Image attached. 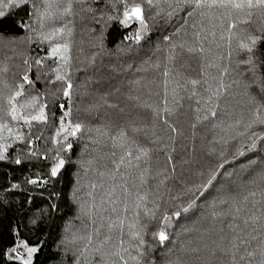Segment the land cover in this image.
I'll use <instances>...</instances> for the list:
<instances>
[{
  "label": "trees",
  "instance_id": "1",
  "mask_svg": "<svg viewBox=\"0 0 264 264\" xmlns=\"http://www.w3.org/2000/svg\"><path fill=\"white\" fill-rule=\"evenodd\" d=\"M34 2L43 10L44 0ZM114 2L52 0L54 19L45 21V31L54 27L72 30L71 35L66 37L70 41L71 57L66 70L73 84L70 119L84 126L77 137L68 138L73 147L61 152L66 163L56 177L50 176V168L61 144H53L52 137L56 135L68 100L62 95V83H46L53 75L51 70L56 67L55 58L46 59L38 71L35 58L46 56L48 42L38 43L33 33V43L29 44L17 38L27 33L15 30L0 39V108L5 106L3 97L9 89L21 82L28 67L23 61L28 59L32 65L28 75L34 85L25 86V95H36L39 103L47 104L48 116L46 123L33 122L30 135L29 129L22 127L23 122H20V130L33 140L36 157L22 159L19 165L12 163L18 150L21 155L26 152V146L17 143L9 149V160L0 161V264H9L3 254L14 244L17 232L21 239L40 245L34 255V264H64L62 241L71 240L74 234L77 237L91 234L93 246L108 237L104 251L119 248L121 239L125 241L123 247H128V226L136 222L137 212L140 220L148 223L144 207L151 209L153 202L159 204L158 219L150 224V231L157 229L163 213L170 212L176 203H186L191 198L188 190L195 191V186L204 183L224 159L232 160L235 149L246 141L248 135L253 131L264 132L261 125L245 127L254 119L256 103H264V97L257 86L245 87L251 84L253 77L247 66L240 63L245 54L238 48L239 40L255 32L264 22L253 17L250 24H238L234 30L236 36L229 44L226 31L223 32L225 38L220 39L223 29L216 19L202 18L198 13L187 17L186 12H180L165 22L163 11L168 10L170 0H153L151 6L147 0H136L142 3L149 25L147 37L137 45L123 40L125 35L134 31L135 26L125 29L117 21L105 23L108 14L122 13L119 4L118 12L112 11L111 4ZM68 3L72 4V15L62 16L60 13ZM88 8L97 11L89 12ZM158 8L163 10L161 16L153 20ZM29 10L27 7L20 8L16 11V18L28 20L26 12ZM185 18L187 24L184 23ZM194 21L196 28L192 27ZM33 27L39 30L38 23ZM102 27L103 50L98 40ZM201 28V39L197 41L194 33ZM212 32H215L214 36ZM164 36L170 39L165 41ZM55 42L63 43L64 39L57 38ZM172 44L176 45L174 51ZM181 44H202L205 50L203 53H189L186 47H180ZM165 70L169 73L167 77L164 76ZM259 74L264 75V68ZM192 80L198 83L193 85ZM221 83L223 89L220 88ZM250 95H255V103ZM60 104H64V109H60ZM164 107L172 109L170 115L165 114L167 124L152 112L153 108L159 111ZM212 109L216 112L215 116L211 115ZM129 124L141 131L133 133ZM169 125L176 128L175 133ZM106 127L112 134L121 127L125 128L137 142L130 145L133 156L137 154L138 146L147 149L148 155L141 157L139 162L133 159L131 166L125 157V163L119 171H115L113 161L119 162L123 150L113 149L107 139H101L100 143L92 142L99 138L96 130ZM57 139L63 143V134ZM113 152L115 155H112ZM248 157L259 160L264 157V151L258 147L256 152L248 153ZM240 160L246 162V158ZM226 172L233 175L228 177ZM242 177L247 178V174H238L235 162L225 164L219 170L214 187L197 201L202 207L179 223L174 220V227L168 231L176 244L173 246L166 242V248L157 247V264L175 261L180 242L196 235L178 236L177 233L182 231L183 226H193V221L201 217L206 210L203 206L217 195L221 184H239ZM256 179L258 184V177ZM28 180L38 182L29 184ZM162 180L163 184L160 183ZM13 184L18 187L12 188ZM93 184L95 188H92ZM256 187L246 185L253 190ZM238 192L239 196L247 194L245 188H240ZM196 195L199 196V193ZM139 196H146V200L139 201ZM137 203L141 205L139 209L136 208ZM120 219L124 221L123 235L118 226L111 231L108 229L110 222L118 224ZM146 239L156 244L150 236ZM84 243L77 240L69 247H82ZM167 248H172V252H168ZM105 259L110 261L113 257ZM90 260L91 264H104L99 253L91 256ZM71 262L69 253L67 264ZM81 264H84L83 258Z\"/></svg>",
  "mask_w": 264,
  "mask_h": 264
},
{
  "label": "snow or ice",
  "instance_id": "2",
  "mask_svg": "<svg viewBox=\"0 0 264 264\" xmlns=\"http://www.w3.org/2000/svg\"><path fill=\"white\" fill-rule=\"evenodd\" d=\"M97 2H100V0H97ZM147 3L151 6L153 0H147ZM117 4L122 6V13L118 15L108 14L105 23L117 21L125 29L135 26L134 31L125 35L123 40L131 41L137 45L140 44L149 32V25L144 15L142 3L136 2V0H115L111 4L113 12H118ZM22 7L30 9L26 12L29 17L28 20L16 18V11ZM53 7L52 0H44L43 10L34 0H0V39L9 36L15 30L27 33L24 37L17 38L25 40L29 44L33 43V33L38 38V43L48 42L49 47L46 56L35 58L34 63L38 71L44 66L46 59L55 58L56 67L51 70L53 75L46 83H62V95L68 100V107L60 116L56 135L52 137L53 144H61V147L56 151L54 163L50 168V176L56 177L66 163L61 152L69 151L73 147L72 143H68V138L77 137V134L82 131L84 126L79 122L73 123L70 119L72 114L73 84L68 78L66 70L71 63L69 54L70 41L66 37L71 35L72 30L65 27H54L47 31L44 30L45 21L54 19ZM167 8V11L158 8L152 19L156 20L160 17L162 11L165 22L171 20L173 16L178 15L180 12H186L187 17H193L197 13L202 18L208 16L209 19L219 21V25L223 29L220 39L223 40L225 38L223 32L226 31L229 44H231L233 37L236 36L234 30L238 24H250L253 21V17L264 22V0H170L167 3ZM87 10L89 12L97 11V9L93 8H88ZM214 10L221 11L217 12ZM60 14L62 16L72 15V4L68 3L67 6L63 7ZM103 16L104 13L101 11V19H103ZM187 22L188 20L185 18L184 23L187 24ZM36 23L39 24V30L33 27ZM192 27H197L195 21ZM215 27L216 25L214 24L213 28ZM179 31L180 29L178 28L177 32ZM201 31H203L202 28L194 33L197 41L201 39ZM211 34L214 36L215 32ZM57 38H63L64 42H55ZM163 39L168 41L170 37L164 36ZM98 40L99 46L103 50V27ZM180 47H186L189 53H203L205 50L202 44H181ZM171 48L174 51L176 45L172 44ZM238 48L245 54V58L240 63L247 66V71L253 77L251 84L245 85V87L250 89L253 85L257 86L261 96L264 97V75L259 74L260 69L264 68V23L256 28L255 32H250L243 36L239 40ZM229 55H231V52ZM94 58L95 54L93 60ZM23 63L28 67L21 77V82L17 83L14 88L9 89L7 95L3 97L5 106L0 108V161L9 160V149L15 144H24L26 152L21 155L18 150L15 157L12 158V163L17 165L22 163V159L37 156V150L33 147V140L27 138L26 134L20 130V122H23L22 127L29 129L28 135H30L33 122L46 123L48 120L46 114L47 104L39 103V97L36 95H25V86H33L34 81L28 75L32 68L29 60L24 59ZM168 75V71L165 70L164 76L167 77ZM39 79L40 76L37 75V80ZM191 83L196 85L198 81L192 80ZM4 87L7 88L8 85L5 84ZM223 87L221 83L220 88L223 89ZM215 94L213 93V95ZM250 99L254 103L256 102L255 95H250ZM59 107L64 109L65 106L60 104ZM109 107L115 106L109 105ZM262 109H264V103H256L254 119L245 126L246 129L252 128L254 124L264 126ZM152 112L154 116H159L167 124L168 120L165 114L170 115L172 109L164 107L158 111L153 108ZM211 115H216L214 109L211 110ZM66 118H68L67 122ZM204 118L207 119V117ZM169 127L173 133L176 132L175 127L172 125H169ZM129 128H131L133 133L141 131L140 128L132 124H129ZM96 131L99 138L94 139L93 143H100L101 139H107L111 142L113 149L119 148L123 150V156H121L119 162L113 161L115 171H119L120 166L125 163V157L128 158L127 163L131 166L133 159L139 162L141 157L148 155L147 149L138 146L136 149L137 154L133 156L130 145L137 142L129 136L128 131L123 127L119 128L115 134L110 133L107 127ZM61 134H63V143L57 139ZM258 147L261 151H264V132L257 133L253 131L247 136L246 141L241 142L235 149L232 160L224 159L214 171L210 172L204 183L195 186V191H192V189L188 190L191 192V198L186 203H176L170 212L166 211L163 213L162 218L159 219V227L157 229L150 231V224L158 219L157 210L159 209V204L153 202L151 209L144 207V217L148 223L142 222L140 214L137 212L136 222L130 223L128 226L130 239L128 247H123L125 241L121 239L119 248L110 252L104 251V244L107 243L109 238L105 237L104 241L93 246L91 234L79 237L74 234L71 240L62 241L64 264H67L69 253L72 256L71 264H81L82 258L84 264H91L90 257L97 253L100 254L104 264H157L155 259L157 247L166 248V242L173 246L176 244V240L172 238L168 231L174 227V220L179 223L182 218L187 219L189 214H194V210L200 209L202 206L198 205L197 201L210 188L214 187V181L217 180L219 170L223 169L225 164H232L233 162L238 165V174L246 173L247 178L242 177L239 184L229 182L221 184L217 188V195L203 206L206 210L202 212L201 217L193 221V226H183L182 231L177 233L178 236L190 233H196V235L182 240L176 250L179 255L175 261L168 260L166 264H264V157H260L259 160L248 157V153L256 152ZM112 155H115V152ZM240 158H246V162H241ZM169 160H171V157H169ZM232 175L233 173L226 172V176L231 177ZM256 177L259 179L258 184ZM37 182V180H28L29 184ZM160 183L163 184L164 181L162 180ZM247 184L256 185V190L246 188ZM16 187L18 185H12V188ZM95 187L96 185L93 184L92 188ZM240 188H245L247 194L239 196L238 190ZM125 192H127V189H125ZM197 192L199 196L196 195ZM173 199L176 200L177 198L173 197ZM138 200L144 201L146 196H139ZM113 203L115 202L113 201ZM52 207L55 208V205ZM140 207V203H137L136 208L139 209ZM113 211H115V208H113ZM125 211H127V206H125ZM32 223H35V221H32ZM197 224L199 226H196ZM117 226L121 235H123L124 221L122 219L118 221V224L110 222L108 229L111 231ZM146 236H150L155 240L156 244L150 243ZM77 240L85 241V243L82 247L70 248L69 245H75ZM39 249L40 245H33L27 239H21L19 232H17L14 244L8 247L3 255L9 264H34V255ZM167 251L172 252V248H167ZM109 256L113 257L110 261L105 259Z\"/></svg>",
  "mask_w": 264,
  "mask_h": 264
}]
</instances>
